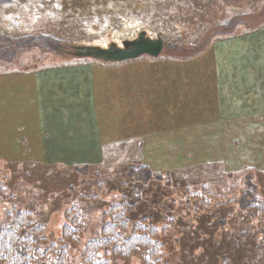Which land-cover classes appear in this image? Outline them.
<instances>
[{
	"label": "rangeland",
	"instance_id": "obj_1",
	"mask_svg": "<svg viewBox=\"0 0 264 264\" xmlns=\"http://www.w3.org/2000/svg\"><path fill=\"white\" fill-rule=\"evenodd\" d=\"M38 1L43 8L26 10L31 15L24 18L35 17L51 23L48 26L50 31L46 33L66 41L67 47L72 50H65L62 54L29 50L25 57H30L20 63L32 68L52 63L91 64L97 71L95 93L101 112L105 103H111L113 109L116 103L115 78L102 85L104 75L115 77L116 74H104V68L129 64L162 70L168 66L181 65L175 62L187 65L189 60H198V63L193 64L203 68L215 52L216 42L221 39L215 40L211 47L208 42V46H205L207 50L194 56L193 44H201L215 32L233 31L237 33L229 36L233 37L264 27V0H191L190 10L183 9L181 18L178 15L174 22L175 26L168 25V44L176 43L178 47L163 50L158 58L145 55L123 62H109L80 57L78 53L81 51H75L73 47L108 49L113 44L122 46L124 41L135 40L142 33L141 20L149 23L155 21L152 14L146 10L140 15L137 9L128 14L119 11L123 5L115 2L111 13L122 12L127 21L116 18L111 22L106 19L109 14L107 5H100L105 3L104 0ZM50 6L53 7L44 9ZM10 17V14L0 15V56L15 50L11 46H3L12 40V37L5 35H13V29L15 33L21 29L16 27V22L9 23L10 19L6 18ZM229 19L235 21L233 27L222 28L220 24ZM147 31L151 38L156 39L157 32ZM33 35L37 34L27 32V36ZM187 40L192 42L188 43ZM24 52L13 53L12 60H18ZM1 60L4 62L9 59ZM193 64L188 66L196 71L188 75L198 79L204 74ZM187 89L189 102L190 90L196 91V106L189 110V116H212L203 115L202 97H206V90L203 93L202 86L195 79H189ZM163 98L162 94H156L151 99L148 93H144L137 96V102L138 106H143L151 100L159 111L164 107ZM14 117L7 118L11 130L16 124ZM5 120V116H0V136L2 129H7V124L2 122ZM252 122L219 129L204 128V124L197 121L189 123L188 134L177 137L174 142L164 138L150 144L146 140L143 145L131 148L128 152L125 149L117 152L114 144L107 145L105 160L95 168L53 166L41 162L34 153L18 152L14 147V152H0V226L8 220V214L30 211L45 225L48 241L58 242L66 221L65 211L76 209L89 219V228L80 236L79 242L72 246L74 258L69 264H78L76 253H81L100 231L103 212L113 198L119 193L131 195L134 192L141 197L132 196L137 206L129 217L132 220L147 218L163 231L160 240L166 248L164 264H220L224 256H229L231 260L234 258V264H245L243 259L247 257V248L258 246L264 225V213L258 219H253L240 204L242 191L247 189L245 185L251 178H255L253 183L258 186V196H264V119L257 120L256 124ZM110 129L112 140L115 141L112 124ZM1 145L6 148L0 137ZM137 165L149 166L162 178L149 184L137 181L129 174V170ZM254 261L255 264H264V258ZM133 263L136 262L126 264Z\"/></svg>",
	"mask_w": 264,
	"mask_h": 264
},
{
	"label": "crops",
	"instance_id": "obj_2",
	"mask_svg": "<svg viewBox=\"0 0 264 264\" xmlns=\"http://www.w3.org/2000/svg\"><path fill=\"white\" fill-rule=\"evenodd\" d=\"M40 4L38 0H0V15L10 14L6 18L9 23L21 27L5 36L14 40L27 32L51 34L46 33L51 24L46 20L24 18L31 15L26 10L42 9ZM26 53L18 60L0 61V116L6 117L2 122L7 124L0 136L6 148L1 145L0 152H14V147L53 166L95 168L105 160L107 145L114 144L117 152H128L146 140L150 144L164 138L174 142L188 134L189 123L197 121L204 128L220 129L264 119V27L217 41L203 68L193 64L198 60H189L187 65L175 62L181 65L162 70L129 64L104 68V74H116L102 77L103 86L115 78L116 103L114 109L105 103L102 112L95 93L97 71L91 64L52 63L32 68L20 63L30 57H25ZM190 64L204 75L198 79L189 76L196 71ZM189 79H195L203 93L206 90L203 115L212 116H189V110L196 106L195 90H190L188 101ZM144 93L151 99L162 94L163 109L157 111L151 100L138 106L137 96ZM8 116H16L12 130Z\"/></svg>",
	"mask_w": 264,
	"mask_h": 264
},
{
	"label": "trees",
	"instance_id": "obj_3",
	"mask_svg": "<svg viewBox=\"0 0 264 264\" xmlns=\"http://www.w3.org/2000/svg\"><path fill=\"white\" fill-rule=\"evenodd\" d=\"M104 1L105 3H100V5L102 7L107 5L108 7L107 20L112 22L118 18L127 21V17L123 16L122 12L111 13L115 2L123 5L119 11L128 14L137 9V13L141 15L147 10V13L152 14L155 21L149 23V21L141 20L143 22L142 33H146L147 37H150L147 30H154L157 32V37H164V50L179 46L175 42H173L175 44H168L167 37L170 38L168 25L175 26L174 22L180 13L183 14V9L190 10L191 0ZM93 7L94 4L92 11H94ZM179 17L181 18V15ZM234 22L233 19H229L221 23L220 26L231 29ZM234 33L233 31L231 33L215 32L210 39H205L201 44L199 42L193 44L195 54L192 56L204 49L207 50L205 46H208V42H210L209 46L211 47L215 40L227 38ZM10 41L3 46H11L15 50L9 54L3 53L4 55L0 56V59L12 60L13 53L20 51L27 52L39 49L43 52L62 54L65 50H72L67 47L66 41L49 34L24 36ZM191 42L192 40L188 43ZM83 48L95 47H73L75 51H81ZM129 174L144 184L162 178L161 175L156 174L147 166L132 167ZM254 181L255 178H251L250 182L246 183L245 188L247 187V189L242 191L240 204L243 209H247L251 218L258 219L259 215L264 213V196L262 198L258 196L257 191L259 189L253 183ZM132 196L141 197L140 194L133 192L131 195L119 193L117 197L113 198L109 207L103 212L100 231L86 244L81 253H76L78 264H126L130 261L136 262L133 264H164L166 248L160 240L163 231L147 218L132 220L129 217V214L134 212L137 206V201L132 200ZM243 200L245 201L243 202ZM236 202L238 201L236 200ZM64 215L66 221L61 238L58 242H49L45 234V225L37 220L33 212L18 211L8 214V220L0 226V264H69L74 258L72 246L79 242L80 236L89 228V219L76 209L67 210ZM262 229L258 246L253 249L247 248V257L245 256L243 259L245 264H255L256 258H264L262 256L264 255V225ZM233 260L234 258L231 260L229 256H224L220 260V264H234Z\"/></svg>",
	"mask_w": 264,
	"mask_h": 264
},
{
	"label": "water",
	"instance_id": "obj_4",
	"mask_svg": "<svg viewBox=\"0 0 264 264\" xmlns=\"http://www.w3.org/2000/svg\"><path fill=\"white\" fill-rule=\"evenodd\" d=\"M165 47V40L162 37L152 39L146 33H141L135 40L124 41L122 47L115 44L108 49L83 48L78 55L80 57H93L109 62H123L136 59L141 56L158 58Z\"/></svg>",
	"mask_w": 264,
	"mask_h": 264
},
{
	"label": "flooded vegetation",
	"instance_id": "obj_5",
	"mask_svg": "<svg viewBox=\"0 0 264 264\" xmlns=\"http://www.w3.org/2000/svg\"><path fill=\"white\" fill-rule=\"evenodd\" d=\"M119 47H122V46H119Z\"/></svg>",
	"mask_w": 264,
	"mask_h": 264
}]
</instances>
